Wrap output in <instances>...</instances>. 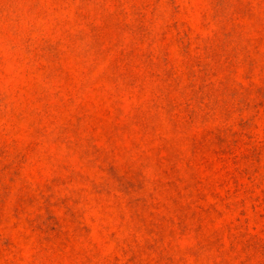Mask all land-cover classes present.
<instances>
[{
	"label": "rangeland",
	"instance_id": "374dc122",
	"mask_svg": "<svg viewBox=\"0 0 264 264\" xmlns=\"http://www.w3.org/2000/svg\"><path fill=\"white\" fill-rule=\"evenodd\" d=\"M0 264H264V0H0Z\"/></svg>",
	"mask_w": 264,
	"mask_h": 264
}]
</instances>
